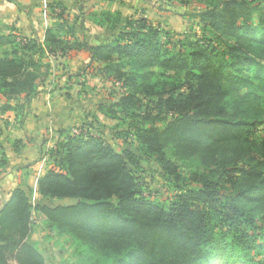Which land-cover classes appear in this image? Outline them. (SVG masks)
Wrapping results in <instances>:
<instances>
[{"label": "trees", "instance_id": "16d2710c", "mask_svg": "<svg viewBox=\"0 0 264 264\" xmlns=\"http://www.w3.org/2000/svg\"><path fill=\"white\" fill-rule=\"evenodd\" d=\"M48 10L42 42L0 34V116L38 95L46 56L85 51L88 67L121 91L97 112L130 120L134 149L180 188L153 205L136 174L140 156L115 152L84 124L79 135L58 130L37 194L72 203L32 205L28 191L13 190L0 209V264H46L29 242L35 215L78 264H264V4L208 3L196 16L200 36L93 11L89 21L110 38L92 46L73 35L61 3Z\"/></svg>", "mask_w": 264, "mask_h": 264}, {"label": "rangeland", "instance_id": "374dc122", "mask_svg": "<svg viewBox=\"0 0 264 264\" xmlns=\"http://www.w3.org/2000/svg\"><path fill=\"white\" fill-rule=\"evenodd\" d=\"M222 1L224 0H66V4L62 6L65 7L64 20L73 25V35L78 41L92 46L110 38V33L89 21V14L95 10L118 11L123 18L145 17L163 32L175 35L191 32L194 36H200L196 17L198 12L202 11L208 3L214 5ZM251 1L264 4V0ZM48 2L42 4L41 0H0V12L5 14L4 23H7L3 27L4 32H1L3 29L0 28L2 29L0 34L10 33L22 39H33L30 38L31 34L27 35L31 32L30 27L33 22L49 20L48 6L56 2L60 3L59 0ZM22 27H25V31H22ZM65 58L46 56L44 62L50 65L51 71L49 78L40 87L41 90L48 91L54 98L62 97L60 99L64 101L69 100L70 103L77 101L81 117L78 118V123L71 127L72 129L84 124L92 135L102 138L115 152L128 150L140 156L134 149V141L130 135L131 121L122 116H118L117 120H108L96 110L100 104L108 106L115 102L121 94L119 87L108 79L98 78L95 67L87 68L86 64H83V67L76 68L74 65H67ZM69 90L73 91V95L67 94ZM137 112L141 111L137 110ZM51 134L57 137L56 132ZM55 144L56 140H53L47 146L48 148L44 149L43 155L47 158V169L51 165L49 158ZM192 171L200 173L203 169L194 168ZM182 172L188 174L191 169L183 168ZM136 174L144 196L153 205L167 203L177 188H180V185L174 188L172 181L153 161L141 156ZM187 187H194V185H187ZM27 195L32 205L39 203L54 207L72 203L67 200L40 201V197L32 189L28 190ZM33 219L35 221H32L29 242L42 251L46 264H78L75 250L70 243L57 234L42 215H35Z\"/></svg>", "mask_w": 264, "mask_h": 264}, {"label": "crops", "instance_id": "0c3cea01", "mask_svg": "<svg viewBox=\"0 0 264 264\" xmlns=\"http://www.w3.org/2000/svg\"><path fill=\"white\" fill-rule=\"evenodd\" d=\"M41 1L42 4L52 2V0ZM59 2L66 4V0H59ZM0 19L2 20L0 28L3 29L7 23H4L5 14L2 12H0ZM46 20L33 22L30 27L31 32L27 35L31 34L30 38L42 42L44 30L52 24L50 19L47 20L48 22ZM13 26L17 27V25ZM22 28V31H25V27ZM4 31L3 29L1 32ZM74 52L69 53L65 63L74 65L76 68L86 64L88 68V53ZM70 91L67 94L73 95V91ZM60 98L62 97L54 98L48 91L40 88L38 95L23 110L6 112L0 116V149L5 160V166L0 173V209L15 189L24 192L32 189L37 193V180L45 174L48 165L47 158L43 155L44 149L55 140L51 137V132L66 130L78 123L81 112L79 113L77 101L70 103L69 100L64 101ZM15 141L18 142L17 150L13 147Z\"/></svg>", "mask_w": 264, "mask_h": 264}, {"label": "built area", "instance_id": "2783aa9c", "mask_svg": "<svg viewBox=\"0 0 264 264\" xmlns=\"http://www.w3.org/2000/svg\"><path fill=\"white\" fill-rule=\"evenodd\" d=\"M70 133H71L72 135H79L80 131H79L78 129L75 128V129H71ZM51 137L54 138V139L56 140V137H54V136H52V135H51Z\"/></svg>", "mask_w": 264, "mask_h": 264}]
</instances>
